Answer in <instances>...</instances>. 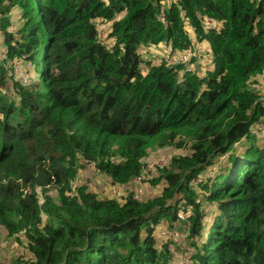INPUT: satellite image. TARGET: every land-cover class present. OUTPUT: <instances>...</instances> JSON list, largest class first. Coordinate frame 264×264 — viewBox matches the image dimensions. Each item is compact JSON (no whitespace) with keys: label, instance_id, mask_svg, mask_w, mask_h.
<instances>
[{"label":"trees","instance_id":"obj_1","mask_svg":"<svg viewBox=\"0 0 264 264\" xmlns=\"http://www.w3.org/2000/svg\"><path fill=\"white\" fill-rule=\"evenodd\" d=\"M164 1L0 0V228L24 233L30 254L13 264H175L156 232L178 222L191 264H264V144L251 133L264 111L250 89L264 74V0ZM15 11L23 25L13 32ZM200 16L220 30L206 32ZM98 20L112 23V47ZM188 27L211 46L214 70L201 78L163 63L143 73L139 48L186 51ZM7 61L26 63L27 84ZM168 146L182 153L150 182L164 184L156 198L72 189L87 164L130 185Z\"/></svg>","mask_w":264,"mask_h":264},{"label":"built area","instance_id":"obj_2","mask_svg":"<svg viewBox=\"0 0 264 264\" xmlns=\"http://www.w3.org/2000/svg\"><path fill=\"white\" fill-rule=\"evenodd\" d=\"M175 0H165L164 5L167 6L171 3H174ZM160 20L166 24L165 20V13H163L160 17ZM200 20L202 22V26L206 32L209 31H219L221 28V24L214 21L213 19L205 18L200 16ZM98 27V38L99 41L103 44L107 43V34L111 30L110 28H105L106 25H109L111 23H101L100 20L96 22ZM101 24V27L99 25ZM188 31L190 33V36L192 38V47L186 51H177L173 50L171 46H169L166 43H160L158 45H151V46H141L139 48V54L142 57L143 63L141 66L142 72L146 73L148 69L151 66H160L161 64H166L168 67H177V66H183L186 71H190L194 74H197L201 78L207 77L208 73L212 72L215 68L214 63V56L211 49V46L206 42H200L194 35V30L190 27H188ZM4 38V37H3ZM114 45V42H112V46ZM3 46L6 47L3 41ZM109 46V47H112ZM5 53H7V47L5 48ZM11 65V63L9 62ZM148 65V69L147 66ZM11 69L15 72L16 76H18L24 83L29 82V76H27L26 69V63L16 61L11 65ZM250 89L257 95V101L255 103V106H260V108L264 111V74L259 75L256 77L250 84ZM251 133L258 137H264V118L263 121L258 123L257 125L253 126L251 128ZM172 157H166L165 159H159L157 162L147 164L146 159L143 161V172L140 176L136 177L134 181L130 185H118L113 184L111 187V192L113 197L108 199H116L119 201L124 200L129 195H133L134 199L138 201H142V185L146 181L153 180L156 176L157 171L163 167H166L171 163ZM227 160L226 156H223L218 164L219 167H222ZM94 169L95 166L91 165ZM96 170V169H95ZM201 182L199 180L198 182L194 183V187L196 189L198 188V184ZM79 184H77V179L72 184V189L76 191V187ZM135 187V188H134ZM48 189L51 187L48 186ZM199 193H201L199 191ZM100 199H106L98 196ZM188 214H191V211L188 212ZM180 219L182 221H185L187 219V216L184 214H180Z\"/></svg>","mask_w":264,"mask_h":264},{"label":"rangeland","instance_id":"obj_3","mask_svg":"<svg viewBox=\"0 0 264 264\" xmlns=\"http://www.w3.org/2000/svg\"><path fill=\"white\" fill-rule=\"evenodd\" d=\"M17 11L12 12L11 17L13 18V26L11 31L16 32L23 25V22L18 18ZM112 23L106 25L105 28L111 29ZM101 27V24L99 25ZM3 34L0 29V63L5 61L7 53H5V48L3 46ZM108 46H112V41L106 40ZM5 44V41H4ZM7 67L11 70V65L9 62H6ZM148 69V65L146 66ZM31 73L34 76L33 66L31 67ZM29 76L28 73H26ZM19 78L18 76H16ZM31 78H33L31 76ZM8 88V91L11 92ZM13 92V91H12ZM264 144V137H262ZM242 143V142H241ZM240 143V144H241ZM241 146V151H243L246 147V143L243 142ZM182 152L174 147H164V148H156L151 151L149 156L146 158V163L151 164L155 162V160L165 159L166 157H175L180 155ZM160 162V161H157ZM156 178L159 177V172L157 171ZM153 179V180H154ZM152 181V180H151ZM77 184L86 185L89 189L102 198H112L111 187L113 183L106 178L105 176L98 173L90 164H87L86 167L80 171V174L77 178ZM131 186V185H130ZM133 187V186H131ZM164 184H160L158 186H153L150 181H146L142 185L143 193H142V201H146L147 199L156 198L161 195ZM135 188V187H134ZM42 189L37 188L36 193L40 198L41 204H43V196ZM49 194L53 197H57V190L53 187L50 188ZM207 212V210H206ZM160 229L156 232V240L157 247L163 248V246H168L170 248L171 253L173 254V262L175 264H191V256L194 253V249L191 246V240L189 238V230L188 225L182 223H176L174 228H170L167 225H162L159 227ZM29 252L27 250V239L24 233L17 234L13 237L8 235V232L4 228H0V262L2 264H13V262L23 261L24 258L29 256Z\"/></svg>","mask_w":264,"mask_h":264}]
</instances>
